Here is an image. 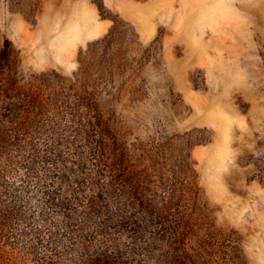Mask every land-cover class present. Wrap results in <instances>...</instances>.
Masks as SVG:
<instances>
[{"label":"rangeland","instance_id":"1","mask_svg":"<svg viewBox=\"0 0 264 264\" xmlns=\"http://www.w3.org/2000/svg\"><path fill=\"white\" fill-rule=\"evenodd\" d=\"M0 264H264V0H0Z\"/></svg>","mask_w":264,"mask_h":264}]
</instances>
